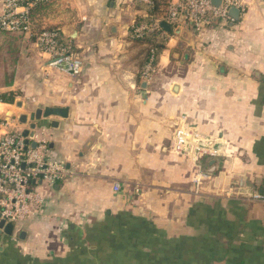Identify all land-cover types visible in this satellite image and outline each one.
<instances>
[{"label":"crops","instance_id":"obj_1","mask_svg":"<svg viewBox=\"0 0 264 264\" xmlns=\"http://www.w3.org/2000/svg\"><path fill=\"white\" fill-rule=\"evenodd\" d=\"M178 1L34 6L36 25L57 31L81 59L76 77L51 71L33 39L0 32V95H14L11 103L0 98V116L14 121L30 147L45 143L68 171L51 189L35 184L45 203L13 223L11 236L0 234V264L96 263L108 255L73 258L76 244L90 251L124 226L166 239L197 237L204 212L215 208L229 230L213 239L228 254L210 264H264V0H235L237 19L229 14L199 32L184 17L168 23ZM156 21L159 31L134 36ZM151 57L153 72L144 77ZM47 108L65 117L42 118L31 130L30 115ZM185 123L203 141L196 159L173 150L174 129ZM195 167L213 178L197 193ZM255 193L263 200H252ZM89 225L101 231L88 235Z\"/></svg>","mask_w":264,"mask_h":264},{"label":"built area","instance_id":"obj_2","mask_svg":"<svg viewBox=\"0 0 264 264\" xmlns=\"http://www.w3.org/2000/svg\"><path fill=\"white\" fill-rule=\"evenodd\" d=\"M52 1L1 0L0 32L21 34L33 39L41 55L48 57V67L76 77L82 71L79 56L70 47L61 44L57 31L39 28L36 25L38 21L29 14L30 9L37 4H51ZM237 6L235 0H222L218 7L213 6L209 0H179L168 8L166 20L176 27L181 17H184L199 32L215 20L223 23L230 20L229 11ZM160 29V23L156 21L135 29L134 36L140 39L146 33ZM153 61L151 57L144 69V77L153 72ZM13 122L0 116V219L6 223L28 219L44 205V196L35 189L37 182L51 189L55 183L68 176L64 161L50 156L45 143L30 147L26 138L15 130ZM198 137L186 123L177 126L173 132V150L178 154H192L195 159L200 157L204 154V148L198 145ZM211 179V173L195 167L192 181L195 193L204 181ZM114 190H118L117 185ZM226 195H231V188ZM251 199L260 201L263 197L255 193Z\"/></svg>","mask_w":264,"mask_h":264},{"label":"trees","instance_id":"obj_3","mask_svg":"<svg viewBox=\"0 0 264 264\" xmlns=\"http://www.w3.org/2000/svg\"><path fill=\"white\" fill-rule=\"evenodd\" d=\"M149 36L147 33L140 39ZM1 100L11 103L14 95L6 93L0 95ZM195 171V170H194ZM261 195L260 193H258ZM218 204V202H217ZM203 210H208L203 205ZM212 211V209H211ZM216 208L210 213L203 214L202 223L204 232L197 237L166 239L163 234L158 232L138 231L132 227H122L118 229L116 237L108 242L93 244L90 251H86L81 245L76 244V252L73 258H87L90 255H108L105 260H98L96 263L91 259H83L88 264H210L211 261L224 260L228 254L226 244L213 239L217 231H221L226 236L229 224L225 219L216 218ZM114 223V222H113ZM121 224V223H120ZM115 229L109 230L112 233ZM88 235H96L101 231L99 227L92 228L87 226ZM115 235V234H114ZM225 247H224V246ZM22 264L30 261L28 258L19 259ZM32 262V261H31Z\"/></svg>","mask_w":264,"mask_h":264},{"label":"water","instance_id":"obj_4","mask_svg":"<svg viewBox=\"0 0 264 264\" xmlns=\"http://www.w3.org/2000/svg\"><path fill=\"white\" fill-rule=\"evenodd\" d=\"M210 3L213 6L218 7L222 3V0H210ZM229 14L233 18L237 19L239 11L236 8H232V9H230ZM162 26L165 29L169 30V28L166 25L163 24ZM50 116H59V117H63V118L65 117L64 112L61 110L49 109V108L44 109V110H37L35 113H32L30 115V120L33 122L30 126V129L32 130L35 128V124H34L35 121H38L42 118L46 119ZM21 120H24V117H21ZM28 134H29V131H24V133H23L24 136H28ZM33 147H35V145H33ZM13 230H14V224L13 223H6L4 220L0 219V234L3 232L6 235L11 236L13 233Z\"/></svg>","mask_w":264,"mask_h":264},{"label":"rangeland","instance_id":"obj_5","mask_svg":"<svg viewBox=\"0 0 264 264\" xmlns=\"http://www.w3.org/2000/svg\"><path fill=\"white\" fill-rule=\"evenodd\" d=\"M51 71L53 70V71H55V73H58V72H61V71H59V70H57V69H50ZM0 72H2L1 71V68H0ZM61 73H63V72H61ZM1 76H0V79L1 80H4V79H6L5 77V74H4V72H2V74H0ZM66 75V74H65ZM198 145L200 146V147H203L204 145H203V141H198ZM195 170V169H194ZM213 181V178H212V180H210V181H204L201 185H200V190L201 189H203L202 187H204V185L206 186V184L207 183H209V182H212Z\"/></svg>","mask_w":264,"mask_h":264}]
</instances>
